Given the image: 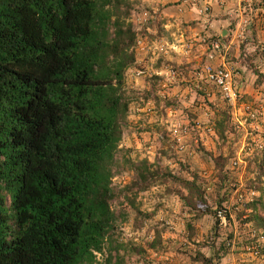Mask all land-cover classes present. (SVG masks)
Returning a JSON list of instances; mask_svg holds the SVG:
<instances>
[{"label": "trees", "instance_id": "trees-1", "mask_svg": "<svg viewBox=\"0 0 264 264\" xmlns=\"http://www.w3.org/2000/svg\"><path fill=\"white\" fill-rule=\"evenodd\" d=\"M131 6L129 0H0V264H95L106 243L109 253L119 246L112 239L119 219L111 208L112 178L131 102L126 76L139 67ZM147 169L143 162L134 184L144 190ZM152 177L163 184L168 176ZM183 184L192 193L193 183ZM261 186L245 222L264 236ZM197 193L217 235V211ZM220 210L226 220L227 210ZM251 241L250 250L264 258V240Z\"/></svg>", "mask_w": 264, "mask_h": 264}, {"label": "rangeland", "instance_id": "rangeland-1", "mask_svg": "<svg viewBox=\"0 0 264 264\" xmlns=\"http://www.w3.org/2000/svg\"><path fill=\"white\" fill-rule=\"evenodd\" d=\"M129 1L139 67L128 70L131 78L126 76L124 89L131 102L122 122L118 168L112 178L116 198L111 208L119 217L112 239L119 246L109 253L106 243L104 253L96 254L95 264H202L203 249L215 250L216 264H264V258L249 248L253 236L262 244L263 229L246 227L247 209L253 203L241 208L236 179L241 169L236 166L237 149L233 147L237 141L231 139L235 133L232 113L242 103L264 95L263 12L247 16L250 10L244 12L242 3L232 8L231 20L223 24L211 22L213 7L199 13L181 5L182 0ZM175 5L179 6L176 10ZM180 7L185 9L182 14ZM237 8L242 11L235 12ZM218 38L229 45L226 63L239 73L236 81L241 98L234 104L221 99L203 72L210 43ZM214 62L219 66L220 58ZM143 162L149 171L145 190L134 185ZM245 163V173H258L255 181H246L245 189L258 191L260 185L264 187V152ZM153 172L168 176L166 182H154ZM183 182L193 183L192 193ZM196 191L212 211L227 210V223H219L217 235L214 217L201 214L204 205ZM258 216L263 218V213L259 211ZM222 245H227L228 254L218 260ZM169 253L173 254L169 259H161ZM118 259L121 263H116Z\"/></svg>", "mask_w": 264, "mask_h": 264}, {"label": "clouds", "instance_id": "clouds-1", "mask_svg": "<svg viewBox=\"0 0 264 264\" xmlns=\"http://www.w3.org/2000/svg\"><path fill=\"white\" fill-rule=\"evenodd\" d=\"M231 75V73H228L226 78L230 80ZM222 92L229 98V104L235 103L238 93L232 89L230 84H225ZM224 95H222L221 99L224 98ZM254 104H258V106L253 107ZM232 125L235 129V133L231 139L237 141V143L233 145L234 149H237L235 163L237 168L241 169L236 179L239 183L237 193H241L239 195V200L242 202V208L243 204H252L256 199L262 196L260 191H248L245 189L246 181H255L258 173L256 171H253L251 174L245 173L243 169L247 168V164L245 163L247 158H252L256 153L264 152V95L250 102L242 103L240 108L232 113ZM213 135L215 134L213 133ZM229 167H231V165ZM189 179H191V177H189ZM261 179H264V177H261ZM242 189L244 190L243 192H241ZM209 191H212V189L209 188ZM184 192L185 195H187V190H184ZM174 199L177 201V210H179V196H176ZM253 211L252 208H248V215H252ZM223 223L226 224L227 222L223 221ZM246 227L248 229H253L254 222L250 221ZM125 232L127 233L128 230L125 229ZM149 239H151V237ZM262 240H264V238H262ZM260 242L261 241H257V243ZM202 252L206 259H211L212 264H216L214 249H203ZM171 255L173 254L169 253L168 256L161 257V259L167 260Z\"/></svg>", "mask_w": 264, "mask_h": 264}, {"label": "built area", "instance_id": "built-area-1", "mask_svg": "<svg viewBox=\"0 0 264 264\" xmlns=\"http://www.w3.org/2000/svg\"><path fill=\"white\" fill-rule=\"evenodd\" d=\"M229 1L230 0H215V4L220 8L225 6ZM181 3V5H189L193 7L199 13H206L213 5L212 0H182ZM228 49L229 45H226L223 41H212L210 43V49L207 55V63L203 67V72L207 81L214 85L221 97L224 95L222 92L224 85L230 84L232 89L238 93L237 99L235 101V103H237L241 98V93L236 81L239 73L230 64L226 63ZM217 58H220V65L215 67L214 61ZM228 73L232 74L230 80L226 78ZM223 99L229 102V98L226 95H224ZM216 217L218 218L219 223L223 224V221H225V210H218Z\"/></svg>", "mask_w": 264, "mask_h": 264}, {"label": "crops", "instance_id": "crops-1", "mask_svg": "<svg viewBox=\"0 0 264 264\" xmlns=\"http://www.w3.org/2000/svg\"><path fill=\"white\" fill-rule=\"evenodd\" d=\"M212 2H213V8L211 9L212 11H211V13H210V15L209 16H211V22H217V21H220V22H222L223 24H226L227 22H229L230 20H231V18H232V14H234L233 12H232V8H236V5L237 6H241L242 5V3H243V11L244 12H246L247 10L249 11V13H247V16L250 14H253V16H256V14L258 13V12H263V14H264V1L263 2H261L260 0H231L230 1V3H228L224 8L223 7H220V8H218L217 6H216V4H215V0H212ZM229 4H230V6H229ZM246 4H247V6H246ZM181 6V5H180ZM171 7V6H170ZM176 7H179V6H173V8L176 10ZM250 7V8H249ZM246 8H248V9H246ZM257 8V9H256ZM178 9V8H177ZM179 9H181V10H179ZM178 9V11H179V13L180 14H182L184 11H185V9H182L181 7ZM184 10V11H183ZM164 11H166V9H164ZM234 11L235 12H237V11H242L241 10V8L240 9H234ZM254 13H253V12ZM167 12V11H166ZM237 17H239L240 19L239 20H243L242 18H243V16L241 15L240 16V14H238V15H236ZM231 17V18H230ZM257 21H259V20H257ZM247 21L245 20V21H243L242 23H246ZM228 31H231V30H228ZM227 33V32H226ZM147 63V62H146ZM134 69H132V70H130L131 72L133 71ZM145 73H146V71H144ZM133 73V72H132ZM131 73V74H132ZM146 75V74H145ZM127 76H129L130 78L132 77L130 74H129V72L127 73ZM128 79V78H127ZM227 258H229V256L228 257H226L225 259H227ZM225 259H223V261L225 260ZM222 260V259H221ZM223 264V263H222Z\"/></svg>", "mask_w": 264, "mask_h": 264}]
</instances>
